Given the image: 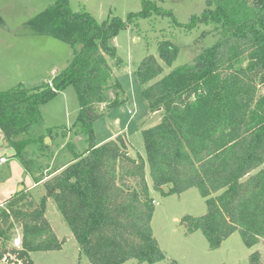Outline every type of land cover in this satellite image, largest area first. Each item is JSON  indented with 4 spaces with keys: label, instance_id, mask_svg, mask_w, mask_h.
<instances>
[{
    "label": "trees",
    "instance_id": "obj_1",
    "mask_svg": "<svg viewBox=\"0 0 264 264\" xmlns=\"http://www.w3.org/2000/svg\"><path fill=\"white\" fill-rule=\"evenodd\" d=\"M52 1L17 35L64 42L71 60L38 87L0 91V130L24 173L32 176L24 155L38 139L37 150L44 147V136L32 131L42 123L40 108L72 87L79 107L73 128L86 138L88 148L48 179L37 180L45 192L37 201L23 191L4 203L0 264H34L31 253L62 249L65 239L57 238L45 217L48 200L89 264L166 261L151 229L154 201L144 159L129 156L124 135L97 145L93 133V124L103 116L98 106L108 104L111 111L124 103L118 98L122 87L114 69L121 61L112 39L154 16L170 18L172 27L187 33L213 26L217 40L191 64L162 78L163 68L154 56H146L137 67V82L152 83L140 91L148 113L162 112L157 125L142 130L153 190L164 197L198 190L206 214L184 216L180 223L188 234L200 231L210 251L234 233L246 248L264 243V0H206L201 14L183 24L151 1H143L126 21L111 17L104 22L85 11L73 12L69 0ZM178 52L171 41L157 43L158 58L167 67ZM14 225L21 230L16 249L9 245ZM257 259L252 253L249 262Z\"/></svg>",
    "mask_w": 264,
    "mask_h": 264
},
{
    "label": "rangeland",
    "instance_id": "obj_2",
    "mask_svg": "<svg viewBox=\"0 0 264 264\" xmlns=\"http://www.w3.org/2000/svg\"><path fill=\"white\" fill-rule=\"evenodd\" d=\"M143 1H151L162 10L172 12L175 20L182 24L187 23L192 15L201 14L206 7V0H69V5L73 12H88L97 22L107 21L111 17L126 21L130 13H138L141 10ZM52 2V0H0V91L18 85L26 89L38 87L51 81L52 77L66 68L70 62L69 46L49 37L41 41H52L56 46L49 49L44 47L48 42L43 43L44 49L41 48L34 57L31 55L32 58L29 59L31 62L20 53V46L12 45L9 50L4 45L6 41L1 39L4 38L2 35L13 36L20 33L30 19L43 12ZM213 29V26H200L187 33L172 27L170 18L154 16L136 21L128 29L120 31L111 41L121 61L114 69V76L122 87V94L118 98L123 99L124 103L111 111L106 110L108 104L97 107V111L103 116L93 124L94 141L100 142L111 133L121 131L119 134L124 135L129 144V156L131 158L141 156L144 159L146 183L149 195L154 200L155 211L151 229L159 249L166 257L165 262L156 264H168L170 261L177 264H264L263 242L246 248L240 235L234 233L219 249L210 251L200 231L186 233V227L180 223L181 219L184 216H204L207 212L204 199L195 188L180 195L161 196L153 190L149 176L142 130L157 125L161 115L152 117L148 113L146 103L140 98V91L152 83L140 85L137 82L135 76L137 67L146 56H154L163 68L159 77L162 78L179 66L191 64L197 56L216 42L217 34ZM161 40L171 41L179 47L171 67L165 66L158 58L157 43ZM58 47L63 48L59 51ZM54 66L59 70L51 75ZM78 110L76 94L72 87H68L55 99L41 106L42 123L32 131L36 137L44 136V147L37 150L39 139L36 140L38 143L29 150L26 159L30 160L33 178L30 174L24 173L20 160L13 157V149L5 144L3 132L0 130V158L6 159L0 160V204L16 194L21 186L23 189L20 192L26 191L30 200L37 201L45 195L42 183L37 180L62 168L75 155L82 154L88 148L86 138L73 128ZM6 208L7 205L4 204L0 212ZM45 217L57 238L65 239V243L59 251L31 253L32 262L89 264L87 259L80 255L76 241L50 200L47 201ZM11 235L9 245L16 249L14 240H21V230L14 225ZM252 253L258 256L255 263L249 262ZM126 264L138 263L131 260Z\"/></svg>",
    "mask_w": 264,
    "mask_h": 264
},
{
    "label": "crops",
    "instance_id": "obj_3",
    "mask_svg": "<svg viewBox=\"0 0 264 264\" xmlns=\"http://www.w3.org/2000/svg\"><path fill=\"white\" fill-rule=\"evenodd\" d=\"M4 36V38H1L2 41H6V45L7 49L11 50V47L12 45L13 46H20L19 50H20V53L25 57L27 58L28 60L32 57L35 56L36 53L40 52V49H44V47L46 48H49V49H52L56 46V43H52V41H44L42 42L41 40H44V38H47V37H44V36H24V35H17V34H14L13 36L12 35H2ZM12 36V37H10ZM16 36V37H15ZM50 38V37H49ZM52 39V38H51ZM40 40V41H39ZM47 40V39H46ZM55 40V39H53ZM38 42V43H37ZM54 42V41H53ZM58 42V41H56ZM41 43H42V46H41ZM43 43H47L46 45H44ZM44 45V47H43ZM63 47H58L59 51L62 50ZM70 48V47H69ZM57 49V48H56ZM32 55V57H31ZM26 59V60H27ZM30 61V60H29ZM31 62V61H30ZM58 68H56V66L53 67V69L51 70V75H54L58 72ZM54 77V76H53ZM52 77V78H53ZM152 117H157V116H160L162 115V112L161 111H157V112H154L152 114H150ZM121 131H118V132H113L111 133L109 136H107L104 140L100 141V142H96L97 145L101 144L102 142H106V141H109V140H112L116 137L117 134H119ZM0 160H6L5 158H0ZM8 163V162H7ZM69 163V162H68ZM154 201V200H153ZM5 203V202H4ZM4 203L0 204V205H4ZM155 211V210H154ZM154 216V215H153ZM176 221L178 220L176 217L174 218ZM153 222V217H152V221L151 223ZM230 238V237H229ZM228 238V239H229ZM226 241V240H225ZM224 241V242H225Z\"/></svg>",
    "mask_w": 264,
    "mask_h": 264
},
{
    "label": "water",
    "instance_id": "obj_4",
    "mask_svg": "<svg viewBox=\"0 0 264 264\" xmlns=\"http://www.w3.org/2000/svg\"><path fill=\"white\" fill-rule=\"evenodd\" d=\"M47 140H48V139H46V140H45V143H47ZM5 144H7V142H6V141H5ZM24 158H25V159H28V155H27V154H25V155H24ZM22 189H23V186L19 187V189H18L17 193H20V191H21Z\"/></svg>",
    "mask_w": 264,
    "mask_h": 264
},
{
    "label": "built area",
    "instance_id": "obj_5",
    "mask_svg": "<svg viewBox=\"0 0 264 264\" xmlns=\"http://www.w3.org/2000/svg\"><path fill=\"white\" fill-rule=\"evenodd\" d=\"M0 207H2V205H0ZM14 243H15L16 248H20V240L19 239L14 240Z\"/></svg>",
    "mask_w": 264,
    "mask_h": 264
}]
</instances>
